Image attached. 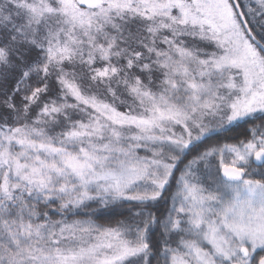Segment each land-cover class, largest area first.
<instances>
[{
	"label": "snow or ice",
	"instance_id": "1",
	"mask_svg": "<svg viewBox=\"0 0 264 264\" xmlns=\"http://www.w3.org/2000/svg\"><path fill=\"white\" fill-rule=\"evenodd\" d=\"M0 264H264V0H0Z\"/></svg>",
	"mask_w": 264,
	"mask_h": 264
}]
</instances>
